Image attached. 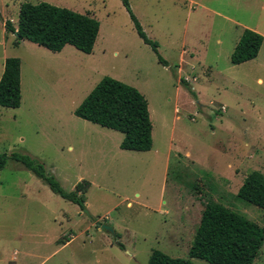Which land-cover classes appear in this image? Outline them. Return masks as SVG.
Instances as JSON below:
<instances>
[{
    "label": "rangeland",
    "instance_id": "rangeland-1",
    "mask_svg": "<svg viewBox=\"0 0 264 264\" xmlns=\"http://www.w3.org/2000/svg\"><path fill=\"white\" fill-rule=\"evenodd\" d=\"M24 2L96 18L92 53L71 45L54 53L27 40L15 46L4 22L17 27ZM130 6L167 65L138 36L121 0H0V72L6 57L21 61V104L0 106V154L30 155L66 191L89 185L80 208L7 158L0 264H147L153 249L188 258L207 200L264 227V210L236 197L249 172L264 174V40L255 59L230 62L242 29L264 37V0ZM104 76L147 99L149 151L121 149V132L75 116ZM252 264H264V243Z\"/></svg>",
    "mask_w": 264,
    "mask_h": 264
},
{
    "label": "trees",
    "instance_id": "trees-1",
    "mask_svg": "<svg viewBox=\"0 0 264 264\" xmlns=\"http://www.w3.org/2000/svg\"><path fill=\"white\" fill-rule=\"evenodd\" d=\"M138 36L148 44L162 64H166L157 50L158 44L150 40L132 12L130 0H121ZM5 31L16 33L14 45L28 40L52 52H60L71 45L86 54L92 53L99 32V21L89 13H79L47 2H24L18 10L17 27L4 22ZM264 37L244 28L236 43L230 62L238 65L255 59ZM21 61L17 57L4 59L0 75V106L18 108L21 104ZM183 84H188L182 80ZM75 116L101 127L123 134L120 148L132 151H149L152 148V123L148 102L135 87L109 76H104L74 110ZM7 158L19 161L43 180L54 193L84 207V194L88 182H78L66 191L46 172L43 164L27 154H0V168ZM236 197L264 210V174L249 172ZM264 243V227L219 202L207 200L195 230L188 258L171 257L153 249L147 264H192L198 258L210 264H252ZM123 247L121 244H119Z\"/></svg>",
    "mask_w": 264,
    "mask_h": 264
},
{
    "label": "water",
    "instance_id": "water-1",
    "mask_svg": "<svg viewBox=\"0 0 264 264\" xmlns=\"http://www.w3.org/2000/svg\"><path fill=\"white\" fill-rule=\"evenodd\" d=\"M14 35H16V33H14ZM85 212L87 213L86 210H85ZM101 227H102V229L107 230V231L113 233V229L110 226L105 225V224H102Z\"/></svg>",
    "mask_w": 264,
    "mask_h": 264
},
{
    "label": "crops",
    "instance_id": "crops-1",
    "mask_svg": "<svg viewBox=\"0 0 264 264\" xmlns=\"http://www.w3.org/2000/svg\"><path fill=\"white\" fill-rule=\"evenodd\" d=\"M242 31H243V29H242ZM257 31H258V30H257ZM241 33H242V32H241ZM22 41H24V40H22ZM27 41H28V40H27ZM29 42H30V41H29ZM66 46H68V45H66ZM41 47H42V46H41ZM43 48H44V47H43ZM64 48H65V46L63 47V49H64ZM45 49H46V48H45ZM63 49H62V50H63ZM47 50H48V49H47ZM62 50H61V51H62ZM61 51H60V52H61ZM60 52H54V53H60ZM2 71H3V68H2ZM1 73H2V72H0V75H1ZM152 145H153V144H152Z\"/></svg>",
    "mask_w": 264,
    "mask_h": 264
},
{
    "label": "built area",
    "instance_id": "built-area-1",
    "mask_svg": "<svg viewBox=\"0 0 264 264\" xmlns=\"http://www.w3.org/2000/svg\"><path fill=\"white\" fill-rule=\"evenodd\" d=\"M221 110H222V111H224V110H225V107H224V106H222V107H221Z\"/></svg>",
    "mask_w": 264,
    "mask_h": 264
}]
</instances>
